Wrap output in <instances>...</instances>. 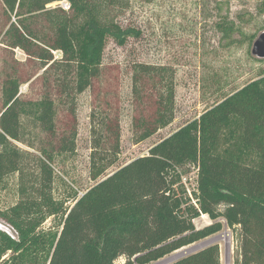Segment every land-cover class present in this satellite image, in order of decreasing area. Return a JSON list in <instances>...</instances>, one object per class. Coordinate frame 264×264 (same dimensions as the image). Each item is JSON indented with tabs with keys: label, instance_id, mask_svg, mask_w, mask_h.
I'll list each match as a JSON object with an SVG mask.
<instances>
[{
	"label": "trees",
	"instance_id": "1",
	"mask_svg": "<svg viewBox=\"0 0 264 264\" xmlns=\"http://www.w3.org/2000/svg\"><path fill=\"white\" fill-rule=\"evenodd\" d=\"M55 1L60 0H2L5 11L17 18L5 30L3 43L37 60L43 86L55 84L74 101L99 76L107 41L122 46L141 30L101 15L100 0H67V10L46 7ZM258 10L264 13V0ZM44 19L46 26H32ZM219 30L231 39L236 26L225 19ZM53 50L61 58L54 59ZM13 62L3 70L1 85L0 185L10 174L18 177L16 200L0 208V222L13 235L0 228V264H114L122 256L123 264H150L220 232L224 225L236 244L234 264H264V70L159 140L147 154L101 177L117 161L120 139L117 122L103 120L99 131L92 127L90 153V176L99 180L80 196L72 191L57 199L51 165L55 154L75 150L76 129L71 124L58 135L55 102L47 92L35 100L19 96L20 85L36 70L24 75L21 61ZM156 72L151 65L136 63L134 86ZM159 76L164 85L155 114L139 120L137 141L173 119V81ZM27 121L49 135L47 147L36 149L39 156L17 145L26 142ZM26 144L35 148L30 141ZM32 158L36 169L28 177ZM190 168L196 169L191 188L184 177ZM201 215L211 222L197 228L194 220ZM48 218L52 224L44 227ZM168 264H220L219 246H205Z\"/></svg>",
	"mask_w": 264,
	"mask_h": 264
},
{
	"label": "rangeland",
	"instance_id": "2",
	"mask_svg": "<svg viewBox=\"0 0 264 264\" xmlns=\"http://www.w3.org/2000/svg\"><path fill=\"white\" fill-rule=\"evenodd\" d=\"M62 1L48 3L46 7L64 8L59 4ZM262 1L100 0L101 15L123 26L139 28L141 35L129 38L122 46L108 40L99 76L73 101L66 94H60L55 84L43 86V69H35L37 60L29 59L18 48L8 49L3 43L5 30L17 18L14 13L5 11L0 0V105L3 70L14 64L13 59H17L23 64L21 68L24 69V75L36 70L30 80L20 85L19 96L25 100H35L47 92L55 102L58 135L71 128V124L76 129L75 150L72 153L55 154L52 162L53 196L65 198L72 191L80 196L99 180L90 176V153L95 139L92 127L100 129L103 120L117 122L120 139L117 161L101 177L147 154L149 148L159 140L198 117L225 95L257 78L264 70V58L253 55L251 48L257 36L264 31V13L258 10ZM225 19L233 21L236 26L231 39L225 38L219 30L220 22ZM32 26L40 29L46 26V20L35 21ZM252 35H255L253 39ZM52 54L54 59L61 58L58 50H53ZM136 63H146L157 71L144 76L138 86H134L132 80ZM159 74L173 81V119L150 137L137 141L141 131L139 120H150L155 114L156 100L164 85ZM25 124L28 130L26 142H17V145L39 156L36 149L47 147L49 135L28 121ZM28 141L35 148L29 147L26 144ZM104 146L108 147L109 142L106 141ZM27 168L28 177L33 176L36 169L34 158L27 161ZM7 177L6 182L0 185V208L16 200L18 176L10 174ZM184 177L191 188L195 185L196 169L190 168ZM70 202L71 199L67 203ZM51 219L45 221L44 227L52 224ZM210 222L206 215L194 220L197 228ZM220 235L224 237L220 238ZM211 244L219 246L220 264H234L236 244L225 225L220 232L150 264H168ZM124 261L125 257L122 256L114 264H123Z\"/></svg>",
	"mask_w": 264,
	"mask_h": 264
},
{
	"label": "water",
	"instance_id": "3",
	"mask_svg": "<svg viewBox=\"0 0 264 264\" xmlns=\"http://www.w3.org/2000/svg\"><path fill=\"white\" fill-rule=\"evenodd\" d=\"M251 53L258 58H264V31L261 32L254 40L251 48Z\"/></svg>",
	"mask_w": 264,
	"mask_h": 264
},
{
	"label": "built area",
	"instance_id": "4",
	"mask_svg": "<svg viewBox=\"0 0 264 264\" xmlns=\"http://www.w3.org/2000/svg\"><path fill=\"white\" fill-rule=\"evenodd\" d=\"M60 5H62L64 8H69V4L64 0L62 2L59 3ZM3 225V224H2ZM4 226V225H3ZM5 228H2L4 231H6L10 236H13L11 233V229L7 226H4ZM1 228V227H0ZM8 229V230H7Z\"/></svg>",
	"mask_w": 264,
	"mask_h": 264
},
{
	"label": "bare ground",
	"instance_id": "5",
	"mask_svg": "<svg viewBox=\"0 0 264 264\" xmlns=\"http://www.w3.org/2000/svg\"><path fill=\"white\" fill-rule=\"evenodd\" d=\"M0 226H1V228H2V227L5 228V227H4L3 225H1V224H0ZM7 230H8V229H7ZM219 237H220V238H223L224 236H223V235H220Z\"/></svg>",
	"mask_w": 264,
	"mask_h": 264
},
{
	"label": "crops",
	"instance_id": "6",
	"mask_svg": "<svg viewBox=\"0 0 264 264\" xmlns=\"http://www.w3.org/2000/svg\"><path fill=\"white\" fill-rule=\"evenodd\" d=\"M207 216V215H206Z\"/></svg>",
	"mask_w": 264,
	"mask_h": 264
}]
</instances>
